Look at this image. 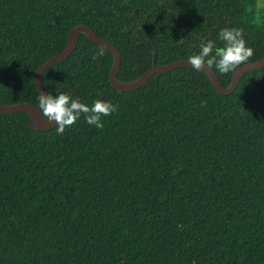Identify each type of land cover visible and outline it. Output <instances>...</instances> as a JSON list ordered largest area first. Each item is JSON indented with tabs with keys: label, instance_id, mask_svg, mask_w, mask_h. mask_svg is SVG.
Masks as SVG:
<instances>
[{
	"label": "trees",
	"instance_id": "obj_1",
	"mask_svg": "<svg viewBox=\"0 0 264 264\" xmlns=\"http://www.w3.org/2000/svg\"><path fill=\"white\" fill-rule=\"evenodd\" d=\"M78 25L119 50L120 84L223 47L224 27L242 30L247 63L264 57L258 0H0L4 106H38L35 73ZM113 63L82 33L42 77L54 97L118 106L102 129L0 112V264H264V67L221 95L192 68L120 92ZM213 71L224 88L236 72Z\"/></svg>",
	"mask_w": 264,
	"mask_h": 264
},
{
	"label": "clouds",
	"instance_id": "obj_2",
	"mask_svg": "<svg viewBox=\"0 0 264 264\" xmlns=\"http://www.w3.org/2000/svg\"><path fill=\"white\" fill-rule=\"evenodd\" d=\"M218 39L223 42V47H216L215 43L209 40L200 46L198 54L188 58L187 62L193 71L201 72L207 69L211 72L215 67L220 74H228L245 65L254 55V49L246 46L240 29L224 27L219 31ZM74 96L73 92L67 90L55 97L45 92L38 96L37 111L46 124L55 123L58 135L73 126L81 115L88 125L102 129V119L118 110V106L111 102L96 100L88 106L73 98Z\"/></svg>",
	"mask_w": 264,
	"mask_h": 264
},
{
	"label": "water",
	"instance_id": "obj_3",
	"mask_svg": "<svg viewBox=\"0 0 264 264\" xmlns=\"http://www.w3.org/2000/svg\"><path fill=\"white\" fill-rule=\"evenodd\" d=\"M183 25L185 27H189L190 22L184 19ZM82 33L86 34L89 40L92 41L94 44L112 53L114 57V63H113L111 72L109 74V82L113 88H115L116 90L120 92H130V91L139 89L144 84H146L151 79V77H153L154 75L158 76L159 74L171 72L179 68H192L191 65L188 64L187 62L188 60H179V61H175V62L166 64V65L152 66L147 71H145L134 82L129 83V84H120L117 82V75L120 71L121 60H122L119 50L110 42L99 38L97 34L95 33V31L91 29L89 26L78 25L74 29L71 30L70 38H69L68 44L65 47V49L59 54L49 58L37 69L35 73L34 82H35V87L37 89L38 95L45 92L43 88V84H42V77H43L44 72L47 69H49L52 65L65 60L73 53V51L75 50L78 44L80 35ZM263 67H264V57L261 60L252 61V62L246 63L245 65H242L234 73L231 84L227 88H224L220 84L219 78L216 75V73L213 71V69L211 70V72L207 69H204L203 72L209 76L215 90L219 94L230 95L236 90L237 86L240 83L241 78L246 72L261 69ZM68 89L71 90L76 95L77 100L81 102V98L78 95V93L71 87H68ZM0 112L5 115H13V114L23 113V112L29 113L37 121V124L32 126V129L36 131H49L56 127L54 122L51 124H46L43 121V117L37 111V107L31 104L22 103V104H18L15 106L7 107V106H4L0 102Z\"/></svg>",
	"mask_w": 264,
	"mask_h": 264
},
{
	"label": "rangeland",
	"instance_id": "obj_4",
	"mask_svg": "<svg viewBox=\"0 0 264 264\" xmlns=\"http://www.w3.org/2000/svg\"><path fill=\"white\" fill-rule=\"evenodd\" d=\"M263 2H264V0H258L259 6H262L263 5Z\"/></svg>",
	"mask_w": 264,
	"mask_h": 264
}]
</instances>
